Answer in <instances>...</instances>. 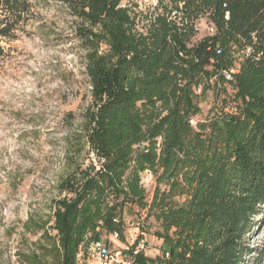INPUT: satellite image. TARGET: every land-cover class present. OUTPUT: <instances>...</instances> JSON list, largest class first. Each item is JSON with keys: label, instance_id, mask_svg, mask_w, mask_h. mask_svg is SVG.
<instances>
[{"label": "trees", "instance_id": "16d2710c", "mask_svg": "<svg viewBox=\"0 0 264 264\" xmlns=\"http://www.w3.org/2000/svg\"><path fill=\"white\" fill-rule=\"evenodd\" d=\"M48 1L76 20L91 102L67 137L51 226L26 221L47 244L31 262L80 264L105 235L124 239L136 207L163 250L135 253L138 239L130 264H264L247 238L264 218V0H158L145 16L123 0H0V63ZM203 15L214 32L197 39Z\"/></svg>", "mask_w": 264, "mask_h": 264}, {"label": "rangeland", "instance_id": "374dc122", "mask_svg": "<svg viewBox=\"0 0 264 264\" xmlns=\"http://www.w3.org/2000/svg\"><path fill=\"white\" fill-rule=\"evenodd\" d=\"M48 2L37 7L39 17L30 22L26 33H19L0 63V264H35L29 255L46 252V242L38 240L43 229L29 231L26 221L33 216L45 228L51 226L53 200L60 195L58 182L67 155L73 154L67 137L75 142L82 111L91 102L76 20L61 3ZM123 5L144 16L161 11L158 0H123ZM196 27L197 39L214 32L206 15ZM200 101V118H204L214 102L212 91ZM82 158L89 162L88 155ZM143 183L152 196L153 176L145 172ZM125 218L123 240L103 237L112 252H123L139 239L135 253L142 250L150 257L162 253L163 241L153 234L157 227L153 219L145 221L136 207ZM257 220L260 224L247 236L250 245L264 243V218ZM116 258L117 264L131 263L123 254ZM80 264H93L90 253L89 258L81 257Z\"/></svg>", "mask_w": 264, "mask_h": 264}, {"label": "built area", "instance_id": "2783aa9c", "mask_svg": "<svg viewBox=\"0 0 264 264\" xmlns=\"http://www.w3.org/2000/svg\"><path fill=\"white\" fill-rule=\"evenodd\" d=\"M226 16H229L227 12ZM115 237H118V233H114ZM90 257L92 258L93 264H117V256L122 254L121 251L112 252L109 245L103 240L93 242L90 246Z\"/></svg>", "mask_w": 264, "mask_h": 264}]
</instances>
